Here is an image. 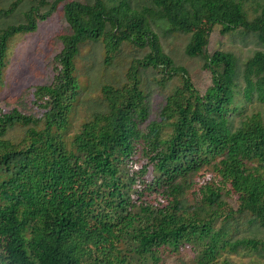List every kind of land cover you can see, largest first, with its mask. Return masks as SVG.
<instances>
[{"label":"trees","instance_id":"trees-1","mask_svg":"<svg viewBox=\"0 0 264 264\" xmlns=\"http://www.w3.org/2000/svg\"><path fill=\"white\" fill-rule=\"evenodd\" d=\"M20 1L0 7V17ZM62 1L70 32L60 35L52 80L34 88L40 115L0 112V264H157L187 246L195 264H264V114H245L236 99L264 101V50L243 63L230 50L205 53L216 26L264 45V0H28L22 19L0 22V82L9 40L34 32ZM153 23L189 34L185 53L203 56L210 73L204 93ZM98 42L107 65L124 44L149 50L126 81L101 86L69 140L77 60ZM149 66L178 73L181 84L144 124L138 75ZM16 124L26 126L21 139L5 138Z\"/></svg>","mask_w":264,"mask_h":264},{"label":"rangeland","instance_id":"rangeland-1","mask_svg":"<svg viewBox=\"0 0 264 264\" xmlns=\"http://www.w3.org/2000/svg\"><path fill=\"white\" fill-rule=\"evenodd\" d=\"M11 0H0V7L8 5ZM38 1V0H36ZM51 1V0H50ZM63 2L57 5L46 19L39 20L37 29L32 33H20L9 40L6 64L3 70V79L0 82V112L10 111L12 108L21 110L26 114L40 115L41 110L32 103L34 88L39 84L49 83L53 78V56L62 49L60 35L69 33L70 27L64 18ZM28 0L20 1L15 9L6 15H1L0 22L3 26L18 22L23 18V11ZM44 12L48 7H40ZM251 12V9L249 8ZM20 17V19H19ZM159 36L163 49L176 62L185 66L191 76L194 86L204 93L210 84V73L204 67L203 56H188L184 49L189 39L186 33H166L158 24L152 25ZM230 50L243 63L256 50H264V45L257 41L254 35H239L237 33H221L216 26L210 33L205 46V53L211 54L214 50ZM149 47L133 49L131 45L124 44L116 53L111 64L104 63L103 47L101 43H87L83 45L79 59L77 60V79L79 81L78 103L69 115V127L66 138L79 128V124L89 116L92 110L97 108L96 102L102 99L101 86L108 82L123 83L129 76L130 66L141 58ZM143 71L139 74L141 87L146 93L149 107V116L146 124L157 117L167 94L180 86L181 77L178 73H172L170 77L158 69L149 66L139 67ZM242 82V79H239ZM245 83L242 82V86ZM241 93H237L236 99L240 100L245 114L262 112L264 114V101L261 102L254 96L251 100H245ZM71 124V126H70ZM26 126L16 124L8 128L3 136L9 139H21ZM230 205L236 207L234 196L226 198ZM226 208L224 209L225 212ZM247 232L248 227L243 225L240 231ZM260 235L264 233L261 228ZM161 261L157 264H195L194 253L191 246L183 248L179 253L161 254ZM230 258L237 263H246L248 256L230 254Z\"/></svg>","mask_w":264,"mask_h":264}]
</instances>
